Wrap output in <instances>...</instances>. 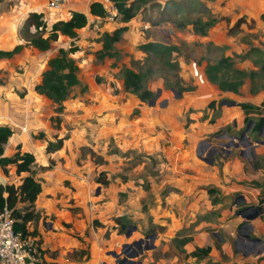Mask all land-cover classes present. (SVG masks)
I'll use <instances>...</instances> for the list:
<instances>
[{
    "label": "crops",
    "instance_id": "0c3cea01",
    "mask_svg": "<svg viewBox=\"0 0 264 264\" xmlns=\"http://www.w3.org/2000/svg\"><path fill=\"white\" fill-rule=\"evenodd\" d=\"M167 1L171 4L159 11L162 24L169 26L172 22L181 27L178 36L183 42L218 48L220 57L233 59L240 70L257 71L264 65L260 62L264 61V21L260 18L264 0H185V7L183 1L164 0ZM42 3L43 0H30L18 5L19 9L0 13V51L23 45L12 57L0 59L1 74L6 77L0 81V126L13 132L3 155L10 157L19 146L21 151L33 154L42 167L35 175L41 182V192L34 203L40 218L27 224L43 253L42 263L120 264L110 253L129 244L128 228L135 230L133 237H139L152 221L165 226L163 231L148 233L152 240L164 243L168 232L171 235L166 242L174 239L171 260L160 255L151 257L150 253L158 249L155 247L143 260H137L139 256L130 259L134 264H264V219L258 209L264 198V144L249 146L244 141L236 143L237 148L223 145L228 136L238 137L243 129L244 116L237 103L260 106L264 115V80L259 82L262 87L255 94L249 91V81L236 94L220 92L204 75L208 58L196 67L192 57L185 67H179L180 84L191 89L166 92L163 85H158L161 90L153 98L154 105L149 106L126 93L123 82L116 81L119 88L113 84L112 72L118 68L95 67L89 59L94 55L88 53L101 49L103 33L127 27L130 21L101 25L98 32L85 26L77 30L73 41L59 35L42 52L25 46L18 29L24 26L28 14L46 18V4L44 10H39ZM88 10L87 0H70L58 20H68L70 11L87 16ZM206 15L213 24L204 35L195 33L192 23L207 21ZM182 18L192 20L184 24ZM11 20L16 23L11 24ZM125 34L126 31L121 40ZM168 36L173 40L172 35ZM71 43L81 48L70 54L78 67L79 84L63 102L62 111L56 113V106L38 95L35 86L40 83L47 61L59 49L68 50ZM86 53L85 58L79 57ZM19 66L23 68L16 73ZM211 101H215L219 113L213 123L201 120L203 114L210 117L207 105ZM222 101L235 105H222ZM260 139L264 142V133ZM57 140L62 141L61 146L47 152L48 142ZM207 140L222 150L215 153L211 165L201 164L198 158L206 153H201L199 142ZM120 151L159 157L166 170L181 169L175 178L158 181L159 185L149 181L151 193L158 201L157 206H147L149 213L140 208L147 196L138 189L141 182L135 186L134 180L122 178ZM249 151L252 161L246 158ZM92 153L101 156L99 160ZM13 172L12 166L8 167V176L0 170V184L18 185L20 177ZM167 186L172 190L162 192ZM207 189L216 191L209 195ZM168 217L172 221L167 222ZM123 218L128 225L121 234L119 224ZM184 239L188 240L181 243ZM238 242L257 250H241ZM205 247H210L206 258L189 255ZM165 250L166 246L162 252Z\"/></svg>",
    "mask_w": 264,
    "mask_h": 264
},
{
    "label": "trees",
    "instance_id": "16d2710c",
    "mask_svg": "<svg viewBox=\"0 0 264 264\" xmlns=\"http://www.w3.org/2000/svg\"><path fill=\"white\" fill-rule=\"evenodd\" d=\"M112 1L118 8L120 23H128L135 17L134 5L144 0ZM88 15L102 18L103 10L96 3H91ZM260 18L264 21V14ZM213 22L212 20L205 22L195 21L192 23L193 31L204 35L206 29ZM86 24L87 16L79 11H70L68 20H58L50 26H47L46 21L43 20L42 14L31 13L28 14L23 26V30L27 34L24 36V32H21V37L26 42L25 46H31L45 52L50 48L51 43L57 40L59 35L66 36L73 41L76 38L77 30L84 28ZM31 29L33 32L30 31ZM125 31L126 27H118L111 33H103L100 36L102 47L95 53L96 59L102 60L105 57H110L112 46L121 40V36ZM22 48L23 45H18L10 51H0V59L10 58ZM139 49L145 54H152L158 50V45L154 42H147L140 45ZM73 51L71 47L68 50L59 49L57 54L47 61V67L41 74L40 83L35 86V92L38 95L50 100L56 106V113L62 111L63 102L69 98L72 88L79 84L77 79L78 67L70 57ZM260 62L264 63V61ZM204 75L207 81L220 92L236 94L245 81H249V91L251 94H255L262 87L259 86L260 83H258L257 79L260 81L264 80V65H261L257 71H244L236 68L230 58L221 57L214 62L206 63ZM167 87L174 89L177 93L190 90V88L182 87L180 82ZM123 90L126 93L136 95L142 102H149L152 99L150 91L142 89L140 74L131 69L124 70ZM215 104V101H211L207 107L213 108ZM237 106L244 116L243 122L245 126L250 122L253 123L249 134L257 137L261 129L264 128V115L261 113L260 106L249 103H237ZM12 134L13 132L7 126H0V170L5 176H8V167L12 166L14 168L13 174L20 177V183L16 186L12 183L0 184V212L4 209L11 211L16 233H20L23 238L27 236L34 237L35 233L27 230V224L40 218V214L34 209V203L41 192V182L35 175L42 170V167H39L36 163L33 154L21 151L19 146L16 147L15 152L10 157L3 155L4 147L12 137ZM61 144V140H57L55 143L48 142L46 151L56 150ZM215 191V189H207L209 195ZM119 225V233H125L128 223H120ZM187 240L184 239L181 243H185ZM209 252L210 247L197 248L189 255L196 259H203L208 256Z\"/></svg>",
    "mask_w": 264,
    "mask_h": 264
},
{
    "label": "rangeland",
    "instance_id": "374dc122",
    "mask_svg": "<svg viewBox=\"0 0 264 264\" xmlns=\"http://www.w3.org/2000/svg\"><path fill=\"white\" fill-rule=\"evenodd\" d=\"M22 1L28 3L30 0H0V13L8 12V10L19 9L20 7L18 5L23 3ZM180 1H183L182 3H184V7H185V4H186L185 0H180ZM45 4H46V0H43V3L41 4L42 6L39 7V10L40 9L44 10L43 7L45 6ZM168 4L170 5L171 2L167 1L165 3L164 0H144L142 2L136 3L134 5L135 6V17L128 23L126 27V34L124 36V39H122L120 43H117L112 46V50L110 52L111 56L105 57L102 60H97L95 57L96 52L88 53V54L94 55V58L90 57L89 59H90V63L95 65V67H98V66L109 67L111 70L118 68V71L114 70V72H112V76L114 78L113 84L118 88H119V85H117L116 81L123 82V73L125 69H131L135 72H138L140 74V82H141L142 89L150 91L152 95L151 96L152 99L150 101L152 100L155 101V99L153 98L159 94L158 91L161 89L160 87L157 88L158 85H163L164 90L168 92L172 90V88L167 87L168 85L179 83L181 81L179 67H185L188 64L189 59H191L192 57H194L195 59H199V58L201 59L199 61H195V59L192 60V62L196 63V67H199L201 65L200 62H202V59H204L205 57L208 58L207 59L208 62L209 60L214 62L216 61V59L220 57V51H221L220 49L212 47L211 45H209L208 47H205L204 45L199 44V42H187L188 43L187 44L183 42L182 40H180L178 36L179 35L178 32H180L181 27H178V26L176 27L174 24H171L172 22L169 24V26L162 24L163 17L160 15L159 11L163 7L165 9ZM75 9H78V8H75ZM201 10H203V12L206 13V11L203 8H201ZM60 13L64 14L63 11H61ZM60 13H55V12L50 13L48 11H45L46 18L45 19L43 18V19L46 21V23L52 24L55 21H58ZM205 17L207 21H211L208 15H206ZM14 19L16 21L18 18L15 17ZM187 20H189V23H190L192 19L182 18V20L180 21H182L185 24ZM15 21L11 20V24L16 23ZM118 23H120V21H118L117 24ZM144 26H146V28H144ZM21 27L18 28L20 30L19 32H24L23 27L22 28ZM186 33L187 32H185L184 35ZM23 34L24 36H26L27 33L24 32ZM166 35L167 36L172 35L173 40L172 39L170 40V37L169 36L166 37ZM185 36L187 37V35ZM151 39H154V40H151ZM146 42L156 43L158 45V50L152 54L143 53L139 49V46ZM70 47L74 50L73 52L81 51V48H78L77 46H74L73 44ZM86 55L87 53L79 57L85 58ZM233 63H234V60H233ZM22 68L23 67L19 66L15 72L19 73L22 70ZM1 73L2 72L0 71V81L6 79L4 74H1ZM257 81L259 83L260 80L257 79ZM133 96H136V95H133ZM207 109L211 111L210 117L203 114L201 116V120H207L209 123L215 122V120L219 118V113L217 112L216 105L213 108L207 107ZM134 111H136V109H134L133 112ZM187 121L188 120H186V122ZM246 126L244 122H242L241 127L244 129L246 128ZM247 136H249L250 142H254L256 139L254 135L252 136L250 134H247ZM228 139L229 140L223 141L224 143L223 145L225 144L232 145V144L239 143L237 140H233L229 138V136H228ZM199 143L201 147V153L203 151L206 152L204 157H207V158H209L208 154L210 152H212V156H214L216 153L215 152L216 150L219 152L221 150L220 147H217L216 145H214L215 144L214 142H209V140L201 141ZM110 151L112 152L113 150L110 149L109 152ZM92 154H93L92 156H96L98 160H99V157H101L97 155L96 153H92ZM118 154L120 156V161H122V165L124 167L122 170L123 177L122 176L121 177L125 180H130V181L134 180L136 184L135 186H138V182H141L140 188L138 187V189L140 190V192L147 193V196L146 198H144L143 201H141L140 208L143 213L145 214L149 213L148 208L150 207V205L151 207L158 205V201H155L154 199L155 193L154 194L151 193L149 181H152L155 183V181L158 182L165 178H169V179L175 178L176 173L180 172L181 169L180 168L176 169L175 167H172L171 169L168 168L166 170L164 160H162L159 157L157 158L155 156L147 155L141 152L135 153V151H129V152L127 151V152L122 153L120 151ZM127 158L130 159L128 162L125 161V159ZM246 158L249 159V161H252L251 151H249V153L246 154ZM200 163L206 164L201 159H200ZM185 171L187 173V170ZM98 177H99L98 179H101L102 178L101 174H99ZM102 181L103 180H100L101 184L104 183ZM158 185H159V182H158ZM171 190L172 188L167 186V188H165L164 190L162 189V192L164 191L169 192ZM147 206L149 207L147 208ZM169 221H172L171 217L167 218V222ZM126 223H127L126 218H123L121 224H126ZM129 223H132V221H129ZM156 225H158L159 227H157ZM130 226H132V224ZM132 229L133 228L130 227L127 230L129 244L126 247H123L121 250L117 249V251L114 252L119 262L123 259V257H125L123 254L124 252L127 254L137 253V257L139 256L138 257L139 259L137 260H140V259L143 260V258L147 256L150 253V251H152V249H154L155 247H158V249L155 250V252L153 251L150 253L151 257L155 258L156 256L160 255V258L168 257L167 259H169V261L171 260L169 257V254L172 253L171 247H172V243H174V239L173 240L170 239L168 242H166L169 239L171 233L168 232V235L163 239V240L165 239L166 240L164 241V243H161V244L152 240L151 236L148 235V233L154 232L155 230L157 231H160L162 229L164 230L165 226H162V225L160 226V224L158 223L154 225L152 224V221H151V224L149 225L147 231L142 232L141 236L139 237H136V236L133 237V235L135 234V230H132ZM186 231L188 232V230ZM238 244H239L238 245L239 249L241 250L242 249L245 251L257 250V247L255 248L250 247L246 243L243 244L242 242L241 243L238 242ZM165 246H166V250L165 252H162ZM147 247L149 249L146 250L145 248ZM175 248L177 249L178 247H176L175 245ZM139 250H141V253H139Z\"/></svg>",
    "mask_w": 264,
    "mask_h": 264
},
{
    "label": "built area",
    "instance_id": "2783aa9c",
    "mask_svg": "<svg viewBox=\"0 0 264 264\" xmlns=\"http://www.w3.org/2000/svg\"><path fill=\"white\" fill-rule=\"evenodd\" d=\"M89 5L96 3L103 10V17L87 15L86 26L95 32L101 25L117 23L120 20L118 8L112 0H87ZM70 0H47L46 9L50 13H60ZM146 28V26H144ZM22 131L25 127L21 128ZM261 217L264 219V198L258 204ZM43 253L31 236L22 237L14 231V220L11 211L0 212V264H42Z\"/></svg>",
    "mask_w": 264,
    "mask_h": 264
},
{
    "label": "water",
    "instance_id": "95a60500",
    "mask_svg": "<svg viewBox=\"0 0 264 264\" xmlns=\"http://www.w3.org/2000/svg\"><path fill=\"white\" fill-rule=\"evenodd\" d=\"M154 104V101L152 100V101H150V103H148V105L149 106H152ZM222 105H227V106H233V105H235V103H233V102H229V101H222V103H221ZM253 123L252 122H250L247 126H246V128H244L242 131H241V133H240V135L238 136V137H235V136H229V138H231V139H233V140H237L239 143H243L244 141H246V143L248 144V145H258V144H264V142L260 139L262 136H263V133H264V128H262L261 129V131L259 132V134H258V137L259 138H257V139H255V141L254 142H250L249 141V136H247V134H249V131H250V127H251V125H252ZM225 147H235V148H237L238 147V144H225L224 145ZM215 152H217V153H219V151H215ZM220 152H222V150H220ZM208 157L209 158H207V157H202L201 155H199V159H201L203 162H205L206 164H209V165H211L212 164V162H213V156H212V152H210L209 154H208ZM128 236V235H127ZM252 240H257V239H252ZM146 250L147 249H149L148 247L147 248H145ZM139 253H141V250H139ZM124 254V256L125 257H123V259L120 261V264H134V263H132V261H130V259H132V258H135V257H137V253H134V254H127V253H123ZM110 255L112 256V257H116V254L114 253V252H111L110 253Z\"/></svg>",
    "mask_w": 264,
    "mask_h": 264
}]
</instances>
